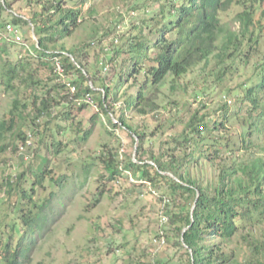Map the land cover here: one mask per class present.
Returning <instances> with one entry per match:
<instances>
[{
	"label": "trees",
	"instance_id": "16d2710c",
	"mask_svg": "<svg viewBox=\"0 0 264 264\" xmlns=\"http://www.w3.org/2000/svg\"><path fill=\"white\" fill-rule=\"evenodd\" d=\"M88 1L36 0L37 9L28 20L14 15L0 21L3 27L9 22L29 26L30 20L38 36V45L23 36L34 54L24 48L13 53L10 46L15 44L0 40L5 43L0 46V86L16 94L0 121V161L18 152L21 144L28 146L33 136L41 137V148L51 154L44 157L48 163L40 173L0 170V264H33L37 235L49 228L51 205L61 201L60 191L71 182L57 159L77 153L99 121L111 134L113 127L127 131L140 145L138 160L129 154L126 162L105 145L101 170L95 174L96 203L105 192L113 195V184L129 179L125 173L132 171L134 188L166 184L176 196L171 207V200L159 194L162 212L169 216L166 224L186 251L183 264H264V0H159V8L149 11L115 49V73L110 83L103 80V90H97L96 73L83 64L80 52L58 44L80 26ZM233 6L241 8L234 16L238 28L224 20ZM34 59L61 77L59 60L64 75L73 78L49 87L36 76L41 68L33 67ZM199 66L206 85L197 94L218 89L225 96L234 94L236 110L230 112L228 101L219 118L195 109L158 151L144 148L150 134L135 127L125 111L140 116L157 111L158 91L167 77L182 78ZM235 77L243 78L233 84ZM121 99L124 112L116 122ZM94 103L98 110L87 127L78 112ZM29 119L30 133L25 127ZM206 163L217 170L213 180L195 171ZM83 167L87 178L91 163ZM249 226V233L244 232ZM165 231L167 244L172 238ZM160 236L159 230L155 239Z\"/></svg>",
	"mask_w": 264,
	"mask_h": 264
},
{
	"label": "rangeland",
	"instance_id": "374dc122",
	"mask_svg": "<svg viewBox=\"0 0 264 264\" xmlns=\"http://www.w3.org/2000/svg\"><path fill=\"white\" fill-rule=\"evenodd\" d=\"M35 1L0 0V21L11 20L14 15L28 20L37 9ZM160 4L159 0H89L83 9L84 16L81 17L80 26L75 27L70 35L61 37L58 44L80 52L83 64L96 73L99 80L97 90H103V80L110 83L115 73L112 63L115 49L123 45L132 33V28L140 25L145 15L159 8ZM239 10L240 7L233 6L224 13V20L229 21L233 28L239 27L234 19ZM29 24L30 27L18 24L20 32L30 44L38 45L35 27L30 20ZM0 46L4 47L5 43L1 41ZM18 48L16 45L10 46L13 53ZM32 62L34 68H41L36 76L48 83L49 87L56 83H69L70 77L73 78L62 72L59 73L61 77H57L53 70L42 66L39 60L34 59ZM203 74L199 66L182 78H177V75L167 77L157 95L161 107L155 112L140 116L134 111H125L126 118L135 127L147 129L150 134L151 141L145 142L144 148L158 151L161 142L179 132L195 109H199L201 114L209 112L213 118H219L225 113L222 108L228 101L230 112L236 110L234 94L225 96L220 92L221 89L212 94H197L206 85ZM242 78L235 77L233 84ZM174 85L176 88L173 89ZM124 88L120 89L119 94ZM15 97L14 92L0 86V121L11 109ZM123 101L121 99L116 103V122L124 112ZM95 106L94 103L90 109L78 112L77 118L82 119L87 127L90 126L89 117L98 110ZM30 119L25 122L29 133ZM102 119L107 123L104 116ZM92 127V134L81 144L77 153L69 152L57 159L61 172L71 175V182L60 191L61 201H55L51 205L54 207L49 214V228L44 229L43 235H37L32 252L33 264H183L187 254L183 247L177 245L170 225L166 224L164 227L169 231L171 241L160 245L155 239L162 225L163 202L159 194H165L171 200V207L176 198L166 184L155 187L147 183L143 187L134 188L136 178L132 176V171H128L125 174L130 176L129 179H121L113 184V195L105 192L96 203L99 191L96 189L98 183L95 174L101 170L100 156L105 145L110 144L126 162L129 154H133V158L138 160L137 148L140 142L118 127L112 128L114 134L109 133L101 121ZM154 130H157L156 134H152ZM69 138H73V135H68L67 139ZM41 139L33 136L28 146L21 144L18 152H11L9 159L0 161V170L11 173L13 170L27 169L33 174L40 173L48 163V159L44 157H51L46 148H41ZM83 163H91V172L87 178ZM195 171L207 180H213L217 174L215 167L207 163ZM151 189L157 193L151 192ZM3 196L0 193V202ZM251 228L252 226L245 227L244 232L249 233ZM262 233L264 234V227ZM247 250L248 248H244V256Z\"/></svg>",
	"mask_w": 264,
	"mask_h": 264
},
{
	"label": "built area",
	"instance_id": "2783aa9c",
	"mask_svg": "<svg viewBox=\"0 0 264 264\" xmlns=\"http://www.w3.org/2000/svg\"><path fill=\"white\" fill-rule=\"evenodd\" d=\"M0 40L5 42L7 41L12 42L13 44H15L16 46L22 49L23 48L28 49L31 54L35 53L33 48L30 46V44L24 40L23 35L21 34L20 29L16 24L9 22L3 27L0 26ZM57 69L60 73L61 72L63 73V67L59 60H57ZM73 89L75 88L73 87ZM161 217H162L161 220L162 225L160 229L161 236L160 238H157L156 241L158 242V244L164 245L166 243V237H165L166 231L164 225H166V223L169 221V216L163 212Z\"/></svg>",
	"mask_w": 264,
	"mask_h": 264
},
{
	"label": "water",
	"instance_id": "95a60500",
	"mask_svg": "<svg viewBox=\"0 0 264 264\" xmlns=\"http://www.w3.org/2000/svg\"><path fill=\"white\" fill-rule=\"evenodd\" d=\"M170 174V173H169Z\"/></svg>",
	"mask_w": 264,
	"mask_h": 264
}]
</instances>
